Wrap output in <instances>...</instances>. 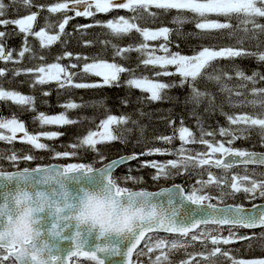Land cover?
Masks as SVG:
<instances>
[{
    "label": "snow or ice",
    "instance_id": "1",
    "mask_svg": "<svg viewBox=\"0 0 264 264\" xmlns=\"http://www.w3.org/2000/svg\"><path fill=\"white\" fill-rule=\"evenodd\" d=\"M21 5L25 9H30L34 5L33 0H9L5 4L4 0H0V25L7 26L15 25L20 33L24 34V46L18 53L19 60L14 61L13 51L6 50L3 39L7 35L6 32L0 31V61L18 63L29 54L30 59H36V54L28 45V37L34 36L38 39L41 49L50 48L57 42L67 44V40L62 41V37L70 36L71 33H66V26L69 21L75 17L94 18L98 13L107 14L114 9L128 10L132 15L130 17L119 16L118 18L108 19L106 22L94 20L93 24L77 25L76 30L81 36L87 35V29L94 26H99L107 30V34L111 35L114 40L123 39L129 36L133 31L142 37V42L138 45H129L122 47L111 40H104L100 43L104 46L105 51L111 47L112 60L101 58L97 53L94 56H85L72 52L65 51L62 55L56 57V62L41 64L35 68L15 69L12 70L13 77L22 74L32 75L30 88L35 89L37 85L44 86L54 82L57 90L66 89H93L102 87H120L121 75L128 73L129 78L124 81V85L130 89H138L142 93H146V99L149 102H159L162 100H172L181 102L179 97H169L166 90L175 87L188 88V94L185 96L183 105L191 107V115L196 117L197 126L201 132L199 140L196 139L193 131L188 127L181 126L175 129L178 132V138L181 141V147L176 150L172 149H148L143 153H133L132 155L120 156L112 159L110 162H105L106 157L99 153L98 144L120 142L126 144L133 129L128 125H137L136 120H132L129 115H112L108 114L105 119H102L97 125V130H89L86 135L79 139L77 144L72 145L73 151L55 152L56 157L76 156V149L87 148L99 156L101 167H94L91 163H70L66 166L60 164H50L37 166L33 168L25 167L22 170L14 172L0 171V177L6 180L13 178L23 179L32 172L42 174L43 181H55L61 189L64 184L62 177H66L70 173L89 174L93 171H102L105 179V186L109 189L115 188L118 195H129L141 197L142 203L147 205L148 200L156 195L169 192L170 188H162L158 192L148 190H133L126 186H121L113 172L116 168L124 166L127 162L136 160L140 155L153 154H171L176 156V159L168 160L166 163H158L156 161L143 162L141 167H151L156 169V174L152 176L154 181L159 179H170L178 175L187 174L190 171L193 175L203 176L204 171H207V179H198L190 189H186L181 184H173L171 187L179 190L182 198L192 205L196 206L195 214L185 216L177 223V208L171 207L172 201L168 203V209L160 208V216L156 219H145L130 233L129 246L124 253V264H140V256H148L151 253L158 252L155 259L149 256V264H173L171 255L184 250L188 259L180 261V264H217V257H223L230 264H264V257L259 258H236L232 253L239 249L224 248L238 241H249L247 247L252 248L251 241L259 239L264 242V203H254L256 200H264V172L259 173L257 177L255 169L249 173V165L264 166V152H257L247 149H237L233 147L235 141L240 139H249L253 130H258L261 139V144L264 146V87H257L261 82H264V73L259 70H253L251 75L246 74L245 70L239 66L233 65L232 72L225 71L217 65L219 60L236 61L246 58H254L258 64L264 63V50H261V45H264V40L260 38L264 36V24L259 22V18H264V0H60L50 6L39 5V8H47V12L51 15L61 14L63 19L58 25L50 21V17H45V26L38 31H34V24L37 21L38 13L31 12L22 18L3 19L7 14L8 9ZM157 9L160 12H153L150 9ZM175 10L176 15L172 18V23L178 26L184 23H194L197 33L190 35H211L212 33L223 34L225 30L228 32V38H236L237 46L227 47H208L202 46L199 51H194L192 55L182 54L180 51H172L171 45L173 41L170 39L173 31H176L180 36L182 33L179 27L175 30L167 26L159 27L152 30L147 27H140L139 22L145 19V16L151 17L153 22L159 17L162 12L167 15L170 11ZM68 12H73L74 16H69ZM215 17V18H213ZM222 18V19H220ZM233 19L239 21L235 26L231 23ZM58 27V31L50 34L48 29ZM243 33V35H239ZM162 41L158 45L150 44L149 42ZM246 41H256V51L244 47ZM84 46H93L91 40L83 41ZM179 48V44H176ZM136 52L140 65L145 68L152 67L159 69L154 72L155 77H179V82L172 83L162 82L159 79L149 78L148 76H136L135 68H127L120 64L118 60L130 59L129 54ZM160 53V54H158ZM65 58H73L77 62L83 60L82 67L79 63H70L64 65L60 61ZM44 60L43 56L39 57ZM79 71H72L73 69ZM173 68L174 71L169 69ZM9 69L0 68V77H5ZM81 77L82 82H77L76 77ZM92 76L99 77L100 82H83L84 78ZM238 80L239 83L235 86H229L226 81ZM205 84L213 83L218 86L221 93H228V102L230 107L250 106L260 109L256 115L238 114L226 116L228 127H220L219 135L227 138L224 141H210L205 139L206 136L213 137L214 132H206L202 126V119L198 110L203 107L205 113H211L216 109V94L211 92L207 87L201 89L200 82ZM251 84V88L248 85ZM247 89V95L243 91ZM50 91H43L42 95L47 97ZM232 95L236 97H244L243 100L233 101ZM251 96V99L248 97ZM142 99H144L142 97ZM0 101H11L13 104L25 108L29 111H35V97L32 95L21 94L15 90H5L0 85ZM44 103H47L45 100ZM121 103L127 105L128 101L122 99ZM104 106V101L94 102L92 105L78 104L72 100L60 105L65 109L57 115H47L43 112L34 117L39 121L41 127L45 125L66 126L73 125L79 121L69 118L67 112L88 106ZM107 111V109H105ZM140 115H144L141 111ZM84 119V118H82ZM170 126L175 122L170 121ZM0 129L7 130L11 135L0 133V141L11 143L17 137V133H23L22 140L35 149L43 150L48 148L45 143L39 142L43 136L48 140L59 137L62 133L56 131L42 132L39 135H31L26 130L25 123L18 120L16 117L11 119L0 118ZM142 132L143 129L141 128ZM127 134V135H126ZM173 136H161L156 139L166 144H171ZM199 143L206 145L207 152H197L191 154L190 149H185L184 145ZM54 151V150H53ZM218 154V158H217ZM3 157L0 156V159ZM9 160L15 162L18 160L17 154L13 153L8 157ZM24 161L36 159L33 155H24ZM237 165L244 167L245 174H230L231 170ZM215 168L220 170V174L212 172L210 169ZM129 168V172H131ZM125 180L137 182L135 177L131 175L125 177ZM142 182V178H141ZM216 189V194L213 195L209 190ZM131 189V191H130ZM60 192V191H59ZM59 192L57 194H59ZM40 195L39 192L36 193ZM68 195V193H64ZM238 195H243L245 200L249 201L250 206L244 204L226 203L228 199H236ZM216 200L217 203H211ZM7 203V202H6ZM153 208L156 205H151ZM3 219L0 218V224ZM211 226V227H209ZM55 227V225L53 226ZM261 229L259 233L250 232L241 234L240 229ZM227 235H223L224 231ZM172 234L180 239L168 240L166 237L154 238L151 234L158 233ZM215 233V235L213 234ZM190 239H186L189 238ZM73 250L64 257L62 264H75L73 258L84 257L92 264H104V261L97 256V252H112L119 254L114 248H96L95 251L88 250L80 242V233L77 232L72 237ZM142 241H145L143 248L138 246ZM149 241H154L149 243ZM199 242L207 248L208 244L212 246L210 250L199 253H187L189 247H194L195 243ZM4 245L0 242V249ZM264 250V243H262ZM136 257V260L133 257ZM199 257L200 259H197ZM0 264H14L12 260V249L0 251Z\"/></svg>",
    "mask_w": 264,
    "mask_h": 264
},
{
    "label": "trees",
    "instance_id": "2",
    "mask_svg": "<svg viewBox=\"0 0 264 264\" xmlns=\"http://www.w3.org/2000/svg\"><path fill=\"white\" fill-rule=\"evenodd\" d=\"M5 4L9 3V0H4ZM60 2V0H33L34 5L30 9H25L21 5L14 6L8 9L7 14L2 17L3 19H17L22 18L25 15L30 14L31 12H37L38 17L37 21L34 24V31H38L41 27L45 26V17H50V21L54 24L59 23L63 19L61 14L51 15L47 12V8H39V5L50 6L53 3ZM153 12H160L157 9H150ZM69 16H74L73 12H68ZM132 13L125 9H114L113 11L102 14L98 13L94 18H84V17H75L69 21V24L66 26V33H71L70 36L62 37L63 40H67V44L62 42H57L56 44L50 46V48L41 49L39 41L34 36L28 37V45L31 47L32 51L36 54V59H30L29 54L26 53L25 57L16 62H4L0 61V68L9 69L5 77H0V85L3 86L5 90H15L25 95H32L35 97V111H29L25 108L13 104L11 101H0V118L11 119L16 117L18 120L25 123L26 130L31 135H39L42 132L56 131L62 133L57 138L48 140L45 137L41 136L39 142L45 143L48 145V148L39 150L35 149L32 145L24 142L23 140L15 139L11 143L7 141H0V156L3 158L0 159V171H15L22 170L25 167L33 168L37 166L49 165L51 163H61L64 164L66 160H58L55 156V152L64 151L72 152L74 149L72 145L77 144L79 139L87 134L89 130H97V125L102 119H105L108 114L120 116V115H129L132 120H136L137 125H132L129 123L128 127L132 128L133 131L129 136L128 142L126 144H121L120 142H111L98 144L97 148L99 153L106 157L105 162H108L112 159L118 158L120 156L132 155L133 153H143L148 149H172L176 150L180 145L181 141H177L178 132H175V129H178L181 126V120H183V126L188 127L193 131L197 139L200 138L201 132L197 126L196 117L192 116L191 107L185 106L183 99L188 94L187 86L175 87L166 90V94L169 97H179L181 102H175L172 100H162L159 102H149L146 99L147 94L142 93L138 89H130L124 85V81L129 78V74L125 73L121 75V86L120 87H102V88H93V89H66V90H57L55 83H50L48 85L40 86L37 85L35 89L29 87L32 82V75H20L13 77L12 70L15 69H27L35 68L41 64H48L56 62V57L62 55L63 52L69 51L73 53V56L76 54H83L85 56H94L97 53L100 54L101 58L112 60V49L109 47L106 51L104 46L100 43L104 40H111L114 43L127 47L129 45H138L142 42V37L133 31L129 36L124 37L120 40H114V38L107 34V30L99 26H94L87 29V35L81 36L80 32L76 30L77 25H87L93 24L94 20H99L106 22L108 19L118 18L119 16L130 17ZM176 15L175 10L170 11L167 15H164L162 12L159 17L153 22L151 17L145 16V19L139 22L140 27H147L149 29L155 30L162 26H167L170 29H177L179 27L182 35L178 36L176 31L170 36V39L173 41L171 45L172 51H180L182 54L192 55L194 51H199L202 46L208 47H227V46H239L236 42V38L229 39L228 32L225 30L223 34L212 33L211 35H190L191 33H197L199 30L195 29L194 23H184L183 25L178 26L177 24L172 23V18ZM215 18V17H213ZM222 19V18H220ZM259 22L264 24V18H259ZM233 26L237 25L239 21L233 19L231 21ZM0 31H4L7 35L3 39L4 46L6 50L13 51L14 61L19 60L18 53L24 46V34L20 33L18 28L15 25L9 24L7 26L0 25ZM50 34H54L58 31V27L48 29ZM243 35V33H239ZM264 40V36L260 38ZM91 40L94 42L93 46H84L83 41ZM162 41L149 42L150 44L158 45ZM256 41H246L244 47L256 51ZM176 44H179V48L176 47ZM261 50H264V45H261ZM160 54V53H158ZM43 56L45 59L40 60L39 57ZM130 59L128 60H118L120 64L127 68H135L136 76H148L149 78L159 79L162 82L172 83L175 81L179 82L178 76L170 77H155L154 72L159 71V69H154L152 67L145 68L143 65H140L137 68V65L140 64L138 59V54L132 52L129 54ZM64 65H69L70 63H79L82 67L84 61L81 60L77 62L73 58H65L60 61ZM219 67H222L227 72H232L233 65L239 66L245 70L246 74L251 75L253 70H259L264 73V63L258 64L254 58L240 59L236 61L229 60H219L216 62ZM80 69H73L72 71H79ZM174 71L173 68L169 69ZM77 82H82L81 77H76ZM83 82H100L98 77L88 76L84 78ZM229 86H235L239 83L238 80L226 81ZM201 89L207 87L211 92L216 94V109L215 111L209 113L204 112V108L201 107L198 112L202 119V126L206 132H214L215 141H224L227 138L219 135L220 127H228V121L225 115L221 114V107L224 113L228 115H238V114H252L256 115L260 112L258 108H252L250 106L244 107H230L228 102V93H221L217 85L213 83L205 84L204 81L200 82ZM257 87H264V82H261ZM248 88H251V84L248 85ZM43 91H50V95L45 97L42 95ZM247 95V89H243ZM142 97L144 99H142ZM252 97L249 96L248 99ZM122 99L128 101L127 105L121 103ZM231 99L233 101L243 100L244 97H236L232 95ZM47 103H44V101ZM72 100L78 104H88L92 105L94 102L104 101V106L96 104V106H88L79 108L76 110H69L67 115L71 119L79 121L73 125L66 126H43L39 124L38 120H35L34 117L38 113L43 112L47 115H57L61 112H64L65 109L60 105H63L65 102ZM107 109V111L105 110ZM141 111L144 115H140ZM84 118V119H82ZM170 121L175 123L170 126ZM143 129L141 132L140 129ZM252 131L249 139H240L234 142L232 145L237 149H247L257 152H264V146L261 144V139L258 132ZM127 135V134H126ZM171 144L163 143L162 141L156 139L161 136H173ZM205 139L210 141L213 140V137L206 136ZM54 150V151H53ZM77 155L71 156L72 158L68 160L67 163H91L94 167H100L99 156L92 152L90 149L81 148L76 149ZM13 153L17 154L18 160L13 162L8 159ZM24 155H33L36 159L31 161H24L22 157ZM158 158V154L153 155H140L138 159L132 161L128 165H124L119 168L114 173V178L118 180L121 186L129 187L133 190H148L155 191L163 187H167L173 184H181V180L187 182L191 178L190 172L183 174L177 177H174V180L159 179L154 181L152 176L156 174V169L151 167H141L143 162H151ZM131 168V172H129ZM255 169L257 175L260 172H264L262 168L251 167L248 170L251 171ZM239 170V169H236ZM251 173V172H250ZM131 175L137 179V182L131 180H125V177ZM258 177V176H257ZM256 177V178H257ZM142 178V182H141ZM228 199L227 203L232 204H244L245 206L249 205V201L245 200L242 195H238L236 199L231 201ZM257 201V200H256ZM264 201V200H262ZM255 202V201H253ZM182 261V260H180Z\"/></svg>",
    "mask_w": 264,
    "mask_h": 264
},
{
    "label": "clouds",
    "instance_id": "3",
    "mask_svg": "<svg viewBox=\"0 0 264 264\" xmlns=\"http://www.w3.org/2000/svg\"><path fill=\"white\" fill-rule=\"evenodd\" d=\"M26 179L27 177L21 180ZM42 182L55 183L54 180ZM37 192L33 195L31 191L21 188L12 197L11 206L8 203L0 204V218L3 219L0 224V242L4 245L0 251L11 248L14 264H57L60 259L58 255L51 254L49 242L42 238L39 227L41 219L37 214L45 209L49 210L50 217L56 218L48 229L49 235L55 237H59L63 231L57 230L60 222L69 219L78 228L95 230L103 238L107 235L127 237L143 220L160 216L159 207L138 203L143 198L118 195L115 188L109 189L106 186L97 190L82 189L76 203L69 201V192L65 186L60 189L59 194L53 191L52 195L57 199H52L43 191ZM59 200L64 201L63 205ZM65 212L67 215H64Z\"/></svg>",
    "mask_w": 264,
    "mask_h": 264
},
{
    "label": "water",
    "instance_id": "4",
    "mask_svg": "<svg viewBox=\"0 0 264 264\" xmlns=\"http://www.w3.org/2000/svg\"><path fill=\"white\" fill-rule=\"evenodd\" d=\"M130 162H127L125 165H127ZM238 166H242V165H237L236 167ZM249 166L264 168V166H257V165H249ZM119 168H116L113 174ZM104 175L105 174L102 171H93L87 175L77 172V173H70L66 177H62L61 178L62 182L65 188L67 189V191L69 192V201L72 203L78 202L79 197L82 194V189L86 188L89 190H97L103 188L106 183L104 179ZM42 181H43L42 174L37 172H32L28 174L27 179L23 181L19 178H13L9 181L4 179L3 177H0V204L7 202L11 206L12 197L15 195L16 191L21 188L31 191L33 195H35L37 191H43L46 194H48L52 199H57V197L53 196L52 193L53 191L58 193L60 191L59 186L56 183L45 184ZM169 188H170L169 192L163 193L158 196L156 195L152 196L148 200V203L154 204L159 208L168 209L170 207L168 202L171 200L172 201L171 207H175L178 210L176 216L177 223L181 222V219L185 216V214L194 215L196 206L192 205L191 202L184 200L180 195L178 189L172 188L171 186H169ZM161 189H158L154 192H158ZM59 203L63 205L64 201L59 200ZM138 203H142V201ZM48 213L49 210L45 209L43 212L37 214L41 219V223L39 224V227L42 230V238L46 239L52 248L51 254L58 255L60 257V259L57 261V264H62L64 257H66L68 253L73 250L72 237L76 232L80 233V242L83 243V246L88 250L95 251L96 248L98 247L114 248L118 250L119 254H113L112 252L109 251L97 252L98 258L102 259L104 261V264H124L125 262L124 253L126 252V249L129 246V241L131 238L130 234L127 237L107 235L103 238H100L95 230L88 231L86 227L78 228L76 224L69 219L60 222L57 230L59 231L60 229H63V231L61 232V235L59 237L51 236L49 235L48 229L51 227L53 222H55L56 218L55 216L50 217ZM64 215H67V212H65Z\"/></svg>",
    "mask_w": 264,
    "mask_h": 264
},
{
    "label": "rangeland",
    "instance_id": "5",
    "mask_svg": "<svg viewBox=\"0 0 264 264\" xmlns=\"http://www.w3.org/2000/svg\"><path fill=\"white\" fill-rule=\"evenodd\" d=\"M46 126H50V125H46ZM254 132H258V130H255ZM0 133H3L4 135H11V133H9V132H7V130H3V129H0ZM22 137H23V133H17V137H16L17 140L22 141ZM197 140H199V139H197ZM177 141L178 142L180 141L179 138L177 139ZM216 141H219V140H216ZM180 147H181V145L177 149H179ZM184 147H185V149H190L192 155H195L197 152H207L208 151L206 145H202V144H199V143L187 144V145H184ZM71 158H72L71 156H69V157H63V156L57 157L58 160H61V159L66 160L64 164L59 163L60 165H63V166H66L67 164H70V163H67V162ZM217 158H218V154H217ZM172 159H176V156L171 155V154H163V155L158 154V158H156L154 161H156L158 163H166L168 160H172ZM210 170L212 172L216 173L217 175L220 174V170L219 171H216V170H213V169H210ZM250 172L251 171H249V173ZM259 173H261V172L259 171ZM230 174H240V175H243V174H245V171H244V168H239V170L233 169V170H231ZM190 175H191V178L189 179L190 181L185 182V181L181 180V185L184 186L186 189H190L191 186L194 185L198 179H201V178H203L205 180L207 179V171H204L202 177L199 176V175H193L191 171H190ZM178 176H180V175H178ZM178 176H175V177L179 178ZM257 176H258L257 178H260L259 175H257ZM174 179L175 178H170V179H167V180H174ZM209 191L213 195L216 194V189L214 187L211 188ZM232 201H233V199H232ZM257 201L259 202V201H262V200H257ZM211 203H217V201L216 200H212ZM213 234L215 235V233H213ZM227 234L228 233L225 230L223 232V235L226 236ZM159 237H164V236H157V235L154 236V238H159ZM166 238L168 240L180 239L179 237H166ZM186 239H190V237L189 238H186ZM153 242L154 241H149V243H153ZM144 244H145V242H144ZM144 244H143V249H144V251H147V249L144 248ZM211 247L212 246L210 245V243L208 244L207 248H205L199 242H196L195 245H194V247H189L187 249V253L206 252V251L210 250ZM221 247L234 249L231 244L228 245V246H223L222 245ZM234 252H236V251H234ZM158 254H159L158 252H154V253L149 254L148 256H140L139 257V262H140V264H149V256H151L152 259H155V255H158ZM255 256L256 255H249L248 257L254 258ZM179 257L181 258V260L188 259V256L186 255V253H185V251L183 249L171 255V259H172L173 263L176 262V261H178L177 263L180 264ZM219 258H220L219 260H222V257H219ZM197 259H200V258H197ZM134 260H136V258ZM219 260H217V262H219ZM74 262H75V264H83V261L82 260L75 259ZM222 262H224V260H222ZM201 264H204V261L203 260H201Z\"/></svg>",
    "mask_w": 264,
    "mask_h": 264
},
{
    "label": "flooded vegetation",
    "instance_id": "6",
    "mask_svg": "<svg viewBox=\"0 0 264 264\" xmlns=\"http://www.w3.org/2000/svg\"><path fill=\"white\" fill-rule=\"evenodd\" d=\"M239 231L241 232L242 230H239ZM253 231L256 232V233H259L261 231V229L260 230L257 229V230H251V231H243V234L250 233V232H253ZM248 243H249V241H238V242H235V246L233 248L234 249H239V251L233 252L232 255H234L236 258H245V259L251 258V257H248L249 255H256L254 258L264 257V250H262V243H264V242H262L259 239H254V240L251 241L252 248H250V249L247 247ZM253 247H255V248H253ZM139 248H143V245H141ZM197 258H199V257H197ZM75 259L82 260L83 264H92V262L88 261L85 258L76 257L73 260H75ZM179 259L181 260L180 257H179ZM216 259L219 260L220 258L217 257ZM222 260H224V262H222ZM222 260H219V262H217V264H230V262L226 261L223 257H222ZM177 262L178 261L174 262L173 264H178Z\"/></svg>",
    "mask_w": 264,
    "mask_h": 264
},
{
    "label": "bare ground",
    "instance_id": "7",
    "mask_svg": "<svg viewBox=\"0 0 264 264\" xmlns=\"http://www.w3.org/2000/svg\"><path fill=\"white\" fill-rule=\"evenodd\" d=\"M241 234H243V230L240 232ZM259 243V242H258ZM257 244V243H256ZM259 245V244H258ZM253 248H255V247H253Z\"/></svg>",
    "mask_w": 264,
    "mask_h": 264
}]
</instances>
